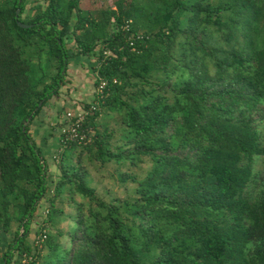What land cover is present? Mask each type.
Listing matches in <instances>:
<instances>
[{
  "label": "trees",
  "instance_id": "obj_1",
  "mask_svg": "<svg viewBox=\"0 0 264 264\" xmlns=\"http://www.w3.org/2000/svg\"><path fill=\"white\" fill-rule=\"evenodd\" d=\"M78 56L93 58L96 92L77 109L89 112L86 139L63 143L53 181L54 145L46 150L31 128L69 89ZM111 112L124 125L115 146L109 127L98 128ZM258 121L264 0H114L100 9L82 0H6L0 237L18 228L11 242L0 239V264H264V173L259 194L250 191L264 158ZM86 151L101 164L149 158L145 177L122 173L137 180L138 196L104 200L90 184ZM43 204L38 235L47 237L30 243Z\"/></svg>",
  "mask_w": 264,
  "mask_h": 264
},
{
  "label": "rangeland",
  "instance_id": "obj_2",
  "mask_svg": "<svg viewBox=\"0 0 264 264\" xmlns=\"http://www.w3.org/2000/svg\"><path fill=\"white\" fill-rule=\"evenodd\" d=\"M114 0H82V5L88 9H100L109 7L111 4H113ZM6 3V0H0V4L4 5ZM40 60L42 62H45L46 64V55L40 56ZM72 68L69 69V75L68 79L71 80V84L69 89L65 86L63 89V93L67 96H69L68 91L71 92L74 90L76 84H78V81H82V84L80 85L81 89H75L72 92L71 97H83L81 98V102H90L94 99V93L96 92V86L94 84L95 81V72H94V66H93V58L89 59L87 57H74L71 59ZM83 65V68L82 66ZM92 92V94H91ZM66 111L67 110H73L76 108L73 105V102H68L64 104ZM65 120V118H64ZM100 122L101 125H99V129L103 130L105 128V124L109 127V130L112 134L111 141L115 145H118L122 142L121 137L124 130V125L121 122V117L118 113L111 112L110 114L105 115L104 113L100 116ZM259 128L262 131L263 140H264V121H258ZM61 126H59V133H61ZM58 133V134H59ZM55 134L57 136L56 144L54 145V153L52 154V159L49 157L47 158L48 162V171L51 174V179L54 181L56 180V177L58 176L59 172L57 167L54 165L57 164L58 159H60V155L64 151V144L61 143V134ZM47 150V147H46ZM80 149H78L79 151ZM83 157L85 158V163L88 166V170L90 172V179H91V185L94 186L99 195L106 201H113L118 198L122 199H133L138 196V193L136 192L137 188V180H131L123 181L122 180V173L128 172L132 175H136L138 178H143L147 175L148 171L151 169L153 163L149 158H145L146 160L144 162L139 161L137 165H132L129 162L125 163H117V162H107L105 164H101L100 161H98L95 156H91L89 152H85L83 154ZM256 181L251 186V192L254 196L258 195L260 192L261 184H262V175L264 173V158L260 157L257 159L256 162ZM51 183V181H50ZM51 186H54V182L51 183ZM78 200H82L80 196H77ZM45 206L44 204L41 206L39 215L42 213H45ZM66 211L72 212V209L70 207L65 206ZM36 218V222L34 223V226L32 227L31 234L29 236L30 243L34 242V240L37 238L38 231L40 230L39 227V220L42 217ZM70 222H68L66 219L61 221V227L66 228L67 225ZM51 227V232L54 233L55 228ZM18 228V225L16 223L13 224V232L11 234H7L5 237L1 236L0 239L4 242H11L13 239V233ZM27 259H24V262H26Z\"/></svg>",
  "mask_w": 264,
  "mask_h": 264
},
{
  "label": "crops",
  "instance_id": "obj_3",
  "mask_svg": "<svg viewBox=\"0 0 264 264\" xmlns=\"http://www.w3.org/2000/svg\"><path fill=\"white\" fill-rule=\"evenodd\" d=\"M81 66L83 68V65ZM71 68L72 65L70 64L69 69ZM79 84L83 85L82 81H78V84H76L73 89H81ZM74 90H72V92ZM72 92L69 96L63 93L60 98L53 99V101L45 107L40 116L32 124V131L41 142V146L47 147V150L51 149V147L56 144L57 136L49 138L48 133L51 126H54L59 119H64V104L72 101L73 105L76 107L74 110H77L82 103L81 98L83 97H71Z\"/></svg>",
  "mask_w": 264,
  "mask_h": 264
},
{
  "label": "built area",
  "instance_id": "obj_4",
  "mask_svg": "<svg viewBox=\"0 0 264 264\" xmlns=\"http://www.w3.org/2000/svg\"><path fill=\"white\" fill-rule=\"evenodd\" d=\"M105 83H103L100 86V89L102 90ZM96 108V105L93 104L91 107V110H94ZM88 111L84 110H77V111H71L68 110L65 115V124L61 126V143H66L69 141H77L79 143H82L86 139V134L81 132V128L83 126V122L87 117ZM47 237V231L43 230L37 238L39 240H44Z\"/></svg>",
  "mask_w": 264,
  "mask_h": 264
},
{
  "label": "water",
  "instance_id": "obj_5",
  "mask_svg": "<svg viewBox=\"0 0 264 264\" xmlns=\"http://www.w3.org/2000/svg\"><path fill=\"white\" fill-rule=\"evenodd\" d=\"M19 12H20V10L18 9V10H17V16L19 15ZM19 25L22 26V27H28V26H29V25L24 24V23H22V22H20V21H19ZM41 104H42V102L40 103V105H41ZM40 105H39V106H40ZM30 119H31V117L29 118V120H30Z\"/></svg>",
  "mask_w": 264,
  "mask_h": 264
}]
</instances>
